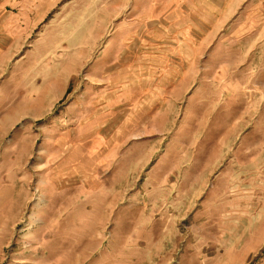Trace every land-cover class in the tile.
<instances>
[{
	"label": "rangeland",
	"instance_id": "obj_1",
	"mask_svg": "<svg viewBox=\"0 0 264 264\" xmlns=\"http://www.w3.org/2000/svg\"><path fill=\"white\" fill-rule=\"evenodd\" d=\"M0 264H264V0H0Z\"/></svg>",
	"mask_w": 264,
	"mask_h": 264
}]
</instances>
